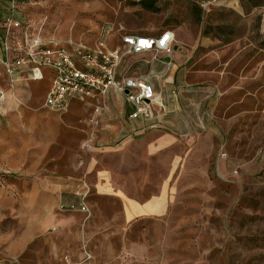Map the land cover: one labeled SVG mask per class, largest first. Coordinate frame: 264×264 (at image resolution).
<instances>
[{"label":"rangeland","instance_id":"obj_1","mask_svg":"<svg viewBox=\"0 0 264 264\" xmlns=\"http://www.w3.org/2000/svg\"><path fill=\"white\" fill-rule=\"evenodd\" d=\"M21 12L35 26L44 23L47 33L90 45L103 28L109 30L111 47L126 32L173 31L169 61L130 53L121 66L172 61L190 88L209 91L188 97L194 102L187 107L207 127L183 134L179 146L160 152L138 140L95 150L72 142V129L65 128L70 162L62 171H70L69 184L80 190L89 211L56 207L51 217L61 224L28 240L23 229L31 209H24L21 221L13 215L19 211L15 204H1L0 264H264V4L156 0L151 10L141 0H28ZM85 109L76 119L82 129L79 142L91 129ZM50 113L48 119L64 117ZM100 171L124 197L139 201L167 188L168 212L126 222L123 200L95 188ZM5 175V182H24L20 175ZM37 210L39 220L52 211Z\"/></svg>","mask_w":264,"mask_h":264},{"label":"crops","instance_id":"obj_2","mask_svg":"<svg viewBox=\"0 0 264 264\" xmlns=\"http://www.w3.org/2000/svg\"><path fill=\"white\" fill-rule=\"evenodd\" d=\"M0 1V7H4L3 10L0 9V26L9 16L23 18L22 3L13 9L11 0ZM0 51L3 52L2 46ZM166 57L163 56L165 59ZM153 58L157 59L154 55ZM171 65L172 61L167 65H159V62L154 60L139 64L138 70L133 68V64L129 65L127 70H130L133 76L152 83L161 96L160 104L156 106L157 117L146 122L130 119L131 109L124 96L113 89L108 96L109 109L103 116L98 138L92 149L113 148L138 140L143 142L149 151L160 152L179 146L183 134L195 132L198 127H207L203 119H195L187 107L194 102L189 100L190 97H196L202 92L208 94L209 91L190 88L184 80V72ZM28 73V69H24V79L11 91L7 75L0 69V87L8 91V99L0 107V205H9L11 202L15 204L19 211L13 215L21 221L24 219V209H31L29 223L23 231L28 230V240H33L60 222L51 217L56 207L59 210V204L81 201L80 190L69 184L70 171H62L63 163L67 166L70 162L66 154L70 151V137H66L64 142L63 131L65 128L72 129V142L84 143L78 140L82 129L76 119L83 116L85 106L73 101L70 108L62 113L64 117L60 120L48 119L52 116L50 112H55L44 106L46 94L52 84L53 71L43 69V78L39 81L28 80ZM205 104L207 109L210 101ZM194 107L197 113L199 106L195 104ZM87 109L90 111V108ZM105 172H99V179L94 186L102 194L114 195L123 200L126 222L160 217L168 212L170 195L167 188H162L158 194L139 201L124 197L121 190L113 188L110 177ZM11 173L23 177L24 182H5L1 179L2 174ZM24 177L33 178L28 182ZM54 177L58 180H54ZM39 207L52 210L51 213L48 212L50 214L45 220L38 219ZM20 209H23V212ZM1 216L3 214L0 213V218ZM25 239L23 240L26 241ZM22 244V248L27 246Z\"/></svg>","mask_w":264,"mask_h":264},{"label":"built area","instance_id":"obj_3","mask_svg":"<svg viewBox=\"0 0 264 264\" xmlns=\"http://www.w3.org/2000/svg\"><path fill=\"white\" fill-rule=\"evenodd\" d=\"M19 4L11 0L13 9ZM2 30V31H1ZM108 29L103 28L99 38L92 45L82 38L61 39L55 33L45 32L44 23L34 25L23 18L9 16L0 26V69L8 77V87L14 91L24 79L28 69V80L39 81L43 69L53 71V79L44 106L63 113L73 101L90 108L86 122L91 129L85 140L86 146H93L98 138L103 116L109 109L108 96L115 89L122 94L129 105L130 119L150 121L157 117L156 106L161 96L154 85L140 77L133 76L122 68L130 53H152L154 57L171 56L174 52V32L169 29L158 34L124 33L120 43L109 46L106 39ZM8 91L0 87V107L6 103ZM63 212H88L89 207L79 203H61Z\"/></svg>","mask_w":264,"mask_h":264},{"label":"trees","instance_id":"obj_4","mask_svg":"<svg viewBox=\"0 0 264 264\" xmlns=\"http://www.w3.org/2000/svg\"><path fill=\"white\" fill-rule=\"evenodd\" d=\"M28 0H18V2L21 4L27 3ZM249 3L253 5H263L264 0H247ZM141 4L147 8L154 10V6L156 5V0H141Z\"/></svg>","mask_w":264,"mask_h":264},{"label":"water","instance_id":"obj_5","mask_svg":"<svg viewBox=\"0 0 264 264\" xmlns=\"http://www.w3.org/2000/svg\"><path fill=\"white\" fill-rule=\"evenodd\" d=\"M166 60H167V61H169V60H170V57H169V56H167V57H166Z\"/></svg>","mask_w":264,"mask_h":264}]
</instances>
